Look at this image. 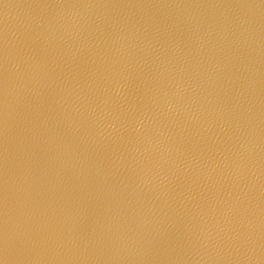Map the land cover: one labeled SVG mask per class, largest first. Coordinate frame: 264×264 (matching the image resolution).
<instances>
[{"label":"water","instance_id":"1","mask_svg":"<svg viewBox=\"0 0 264 264\" xmlns=\"http://www.w3.org/2000/svg\"><path fill=\"white\" fill-rule=\"evenodd\" d=\"M0 264H264V0H0Z\"/></svg>","mask_w":264,"mask_h":264}]
</instances>
